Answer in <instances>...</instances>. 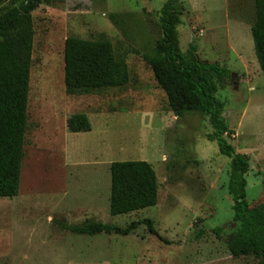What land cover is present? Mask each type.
<instances>
[{
	"label": "rangeland",
	"instance_id": "374dc122",
	"mask_svg": "<svg viewBox=\"0 0 264 264\" xmlns=\"http://www.w3.org/2000/svg\"><path fill=\"white\" fill-rule=\"evenodd\" d=\"M167 0H65L33 11L28 120L18 195L0 197V264H258L235 257L238 227L227 184L230 158L207 134V115L176 117L149 61L158 57L159 11ZM181 48L197 46L219 79L217 97L235 131L230 141L250 159L247 199L264 207V71L251 27L255 0H181ZM12 2V3H11ZM16 0H7L0 9ZM69 36L106 38L122 59L116 87L70 94L64 72ZM86 113L88 131L68 118ZM155 168V206L110 212L113 161ZM127 226L128 235L78 234L85 220Z\"/></svg>",
	"mask_w": 264,
	"mask_h": 264
},
{
	"label": "trees",
	"instance_id": "16d2710c",
	"mask_svg": "<svg viewBox=\"0 0 264 264\" xmlns=\"http://www.w3.org/2000/svg\"><path fill=\"white\" fill-rule=\"evenodd\" d=\"M5 1L0 0V6ZM64 1L16 0V4L0 9V197L12 198L20 189L35 32L32 13L42 4ZM185 11L181 0H167L163 4L159 11L161 34L155 44L158 57L150 60L149 65L176 117L183 118L193 112L209 117L212 131L207 138L216 141L220 153L230 158L227 189L232 197L233 220L238 227L227 242L228 249L235 257L255 256L258 264H264V207L251 206L247 199L250 159L230 141L235 131L223 114V102L216 95L220 87L216 69L201 59L195 43L186 52L181 48L178 26ZM251 32L255 53L264 71V0H255ZM122 63L110 40L69 36L64 49L66 91L74 94L116 87L122 79ZM68 127L72 132L92 128L88 115L83 112L71 115ZM110 170L112 215L157 204L159 183L151 163L113 161ZM143 222L156 233L150 219L132 221L127 226L87 219L67 228L78 234L128 235Z\"/></svg>",
	"mask_w": 264,
	"mask_h": 264
}]
</instances>
